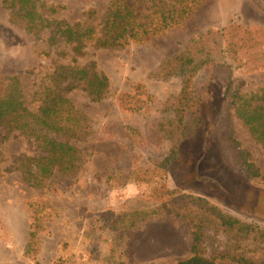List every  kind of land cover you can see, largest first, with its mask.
<instances>
[{"label": "rangeland", "instance_id": "rangeland-1", "mask_svg": "<svg viewBox=\"0 0 264 264\" xmlns=\"http://www.w3.org/2000/svg\"><path fill=\"white\" fill-rule=\"evenodd\" d=\"M40 1L61 6L48 18L70 24L85 19L84 12L94 8L89 23L98 26L109 0ZM40 12L45 15L43 9ZM229 22L264 29V1L201 0L182 25L162 35L121 49L98 48L88 42L72 62L71 44L61 38L51 43V27L34 35L25 30L22 20L9 22V10L0 0V73L19 75L28 107L36 108L32 97L38 84L58 65L85 67L93 62L109 80V95L101 102L91 101L80 86L67 94L88 115L93 130L85 138L70 140L83 150L85 160L72 175L55 169L49 177L50 189H37L23 179L17 158L45 154L33 137L17 130L7 133L0 127V264H177L192 255V237L175 210L176 201L185 194L202 197L243 224L264 229V183L243 174L238 160H227L222 154L214 120L223 90L208 80L197 79L204 127L180 144L177 158L166 171L156 166L169 154L168 139L157 146L147 141L142 147H132L126 139L106 132L108 125L130 123L146 135L147 123L168 115L160 111L161 105L181 87L179 75L162 79L151 72L165 58L183 51L192 38ZM225 62L233 88L253 92L264 87V70L246 72L236 66L237 61ZM28 68L34 72L25 75ZM133 82L144 83L152 94L140 113L125 112L116 102L117 94ZM233 108H228L232 137L248 152L247 160L264 174V147ZM147 169L153 170L149 180L135 179L143 178ZM134 212L148 214L129 236L132 220L140 217ZM186 212L200 216L198 246L205 262L264 264V243L257 241L254 231H225L214 217L191 204ZM35 222L40 230L31 260L24 249Z\"/></svg>", "mask_w": 264, "mask_h": 264}, {"label": "trees", "instance_id": "trees-1", "mask_svg": "<svg viewBox=\"0 0 264 264\" xmlns=\"http://www.w3.org/2000/svg\"><path fill=\"white\" fill-rule=\"evenodd\" d=\"M200 1L109 0L98 26L89 23L96 13L94 8L84 12L85 19L70 24L64 20L48 18L61 6L39 0H1V3L9 10V22L22 20L28 33L36 35L46 27H51L52 33L48 40L57 43V39L61 38L71 44L72 62H75L77 56L83 54L82 49L88 42H93L98 48L121 49L130 44H143L154 36L162 35L182 25ZM41 9L45 15L40 12ZM226 60L237 61L236 66L243 67L246 72L264 70V29H252L238 22H229L218 30L207 29L192 38L183 51L165 58L151 72V75L162 79L173 75L181 77L179 92L169 94L161 105L160 111L168 115L148 122L146 135L138 126L130 123L108 125L106 132L126 139L132 147H142L147 141L157 146L168 139L171 143L169 154L159 165H155L166 171L177 158L180 144L192 139L204 127L203 103L197 90V79L201 77L223 90L214 120V130L222 154L227 160H238L237 164L243 174L264 183V174L247 160L248 152L239 148L237 140L232 137L228 114V108L233 106L234 113L248 128L254 140L264 147V87L253 92H241L233 88ZM33 72L34 68H28L24 74ZM79 86L93 102H101L109 95L108 77L98 72L93 62L85 67L58 65L46 73V78L41 79L32 97L36 103L35 109L28 107L24 101L19 75L0 73V127L5 128L7 133L17 130L25 136L33 137L36 146L45 152L37 157L21 155L17 158L20 160L24 181L37 189L52 188L49 177L55 169L72 175L85 160L83 150L70 142L72 138L89 136L93 130L88 115L78 109L67 96ZM151 98L152 94L144 83L133 82L128 90L117 94L116 102L119 109L125 112L140 113ZM152 171L144 170L143 178L137 176L135 179L149 180ZM176 203V215L192 237L191 257L177 264L207 261L199 253L201 219L200 216H190L186 212L189 204L214 217L223 230L232 232L244 228L254 231L257 241L264 243L263 228L243 224L202 197L185 194ZM32 209L37 214V209L33 206ZM134 213L140 217L132 220L128 227L130 230L127 229L129 236L133 231L131 229L148 214L141 216L139 212ZM33 225L35 228L28 232L24 249V255L31 260L37 252L40 230L39 224L35 222ZM165 236L162 234L161 237Z\"/></svg>", "mask_w": 264, "mask_h": 264}, {"label": "water", "instance_id": "water-1", "mask_svg": "<svg viewBox=\"0 0 264 264\" xmlns=\"http://www.w3.org/2000/svg\"><path fill=\"white\" fill-rule=\"evenodd\" d=\"M199 264H211V263H208V262H201Z\"/></svg>", "mask_w": 264, "mask_h": 264}]
</instances>
